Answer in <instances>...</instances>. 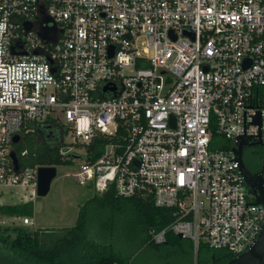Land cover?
Returning a JSON list of instances; mask_svg holds the SVG:
<instances>
[{
  "label": "built area",
  "instance_id": "2783aa9c",
  "mask_svg": "<svg viewBox=\"0 0 264 264\" xmlns=\"http://www.w3.org/2000/svg\"><path fill=\"white\" fill-rule=\"evenodd\" d=\"M52 120L66 175L178 209L154 243L240 255L264 223L236 152H264V0H0V195L37 194L18 145Z\"/></svg>",
  "mask_w": 264,
  "mask_h": 264
},
{
  "label": "trees",
  "instance_id": "16d2710c",
  "mask_svg": "<svg viewBox=\"0 0 264 264\" xmlns=\"http://www.w3.org/2000/svg\"><path fill=\"white\" fill-rule=\"evenodd\" d=\"M67 127L57 120L38 125L24 141L18 145L19 149H28L25 163L31 165L58 166L72 163L69 157H62L59 149L63 145ZM218 137V136H217ZM102 139H95L90 145V150L99 156L103 149ZM261 157L264 152L261 151ZM93 199L101 204H110L116 208L129 204L134 207L138 222L141 224L145 237L142 246L156 250L158 256L164 255L163 249L168 246L187 254L196 264H226L236 257L226 249L212 248L204 242L198 245L194 256L193 241L180 237L169 231L165 243L156 244L152 241L155 232L165 228L179 215L174 207H159L152 198L120 197L115 190L110 188L103 193L96 192ZM0 213L5 216H26L33 214V202L27 201L14 205H0ZM5 228L0 225V254L25 264H137L138 255L126 256L116 249L113 244H101L90 239L88 221L84 208L81 209L77 223L73 227L26 229L13 227L4 233ZM11 230L15 235H11Z\"/></svg>",
  "mask_w": 264,
  "mask_h": 264
},
{
  "label": "rangeland",
  "instance_id": "374dc122",
  "mask_svg": "<svg viewBox=\"0 0 264 264\" xmlns=\"http://www.w3.org/2000/svg\"><path fill=\"white\" fill-rule=\"evenodd\" d=\"M69 139V136H67ZM258 145L245 146L243 161L250 170L262 169L264 156L260 155ZM70 165H58L57 175L51 183L49 192L44 195H31V190L20 187L5 189L0 195V205H14L27 201L33 202V214L30 222L25 223L26 216H5L0 213V225L8 232L13 227L26 229L73 227L81 209L84 208L88 221L87 233L91 240L101 244H113L126 256L138 255L137 264H191L189 256L173 246L163 249L164 255L158 256L156 250L142 246L145 232L138 222L134 207L129 204L116 208L110 204H101L93 199L96 189L90 185L80 184L71 175ZM11 235L15 231L11 230ZM194 256L196 253L194 251ZM0 264H25L12 258L1 256Z\"/></svg>",
  "mask_w": 264,
  "mask_h": 264
},
{
  "label": "water",
  "instance_id": "95a60500",
  "mask_svg": "<svg viewBox=\"0 0 264 264\" xmlns=\"http://www.w3.org/2000/svg\"><path fill=\"white\" fill-rule=\"evenodd\" d=\"M41 36L47 39V35L44 31H40ZM56 39L54 38L53 41ZM14 141H19V135L14 137ZM246 144L245 140H242L236 149V152L239 154L241 161V168L243 170L246 182L248 184L249 192L254 194L256 197V202L264 203V169L260 171L258 176H254L248 171L245 164L243 163L242 158L240 157L243 150V145ZM264 146V144H263ZM11 157L14 161L15 168L18 169V158L13 151ZM264 161V159H263ZM264 167V165H263ZM57 175L56 166H46L42 165L38 169V185H37V195L44 196L46 195L51 187L52 180ZM259 191V193H258ZM182 237L181 234H179ZM226 264H264V223L261 229V232L251 248L247 251L241 253L240 255L234 257Z\"/></svg>",
  "mask_w": 264,
  "mask_h": 264
},
{
  "label": "flooded vegetation",
  "instance_id": "af4514ba",
  "mask_svg": "<svg viewBox=\"0 0 264 264\" xmlns=\"http://www.w3.org/2000/svg\"><path fill=\"white\" fill-rule=\"evenodd\" d=\"M48 21H51V19H47ZM260 149V148H259ZM254 176H258V174L260 173L261 169L260 168H255L253 170H249Z\"/></svg>",
  "mask_w": 264,
  "mask_h": 264
},
{
  "label": "crops",
  "instance_id": "0c3cea01",
  "mask_svg": "<svg viewBox=\"0 0 264 264\" xmlns=\"http://www.w3.org/2000/svg\"><path fill=\"white\" fill-rule=\"evenodd\" d=\"M193 264H196V261L194 260Z\"/></svg>",
  "mask_w": 264,
  "mask_h": 264
}]
</instances>
